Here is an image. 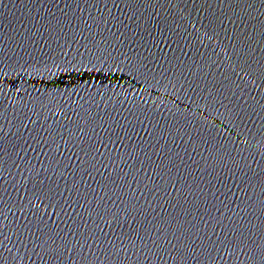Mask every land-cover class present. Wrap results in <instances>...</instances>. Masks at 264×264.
<instances>
[{
    "label": "water",
    "instance_id": "water-1",
    "mask_svg": "<svg viewBox=\"0 0 264 264\" xmlns=\"http://www.w3.org/2000/svg\"><path fill=\"white\" fill-rule=\"evenodd\" d=\"M0 264H264V0H0Z\"/></svg>",
    "mask_w": 264,
    "mask_h": 264
}]
</instances>
